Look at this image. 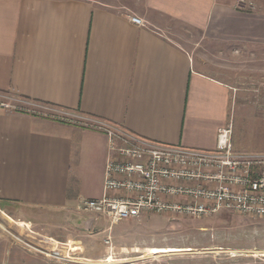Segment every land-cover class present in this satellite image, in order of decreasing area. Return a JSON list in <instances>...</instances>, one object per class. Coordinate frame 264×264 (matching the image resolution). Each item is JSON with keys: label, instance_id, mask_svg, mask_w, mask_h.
<instances>
[{"label": "crops", "instance_id": "crops-1", "mask_svg": "<svg viewBox=\"0 0 264 264\" xmlns=\"http://www.w3.org/2000/svg\"><path fill=\"white\" fill-rule=\"evenodd\" d=\"M228 7L215 0H145L142 16L98 0H0V100L13 96L45 107L34 113L0 102V204L61 214L60 229L88 240V251L99 241L107 251L105 217L74 211L79 201L103 194L107 139L87 124L212 153L218 131L231 126L234 152L264 154V117L242 115L235 132L229 116L235 88L204 73L162 23L184 22L218 42L264 45V12ZM71 215L94 218L91 230L79 236ZM90 253L100 260L97 250Z\"/></svg>", "mask_w": 264, "mask_h": 264}, {"label": "rangeland", "instance_id": "rangeland-1", "mask_svg": "<svg viewBox=\"0 0 264 264\" xmlns=\"http://www.w3.org/2000/svg\"><path fill=\"white\" fill-rule=\"evenodd\" d=\"M98 1L146 13L145 0ZM215 1L237 12H264V0ZM162 23L168 37L194 53L204 73L235 88L229 115L235 132L242 115L249 120L264 117V45L218 42L184 22L164 18ZM0 102L35 112L45 108L13 96ZM22 209L16 212L0 204L6 219L0 217V264H264V217L229 210L202 219L149 214L113 226L111 247L102 251V241L97 242L91 251L97 250L100 260H93L83 247L88 240L70 237L57 226L63 223L61 214L53 218V213L34 215ZM82 232L77 230L79 236Z\"/></svg>", "mask_w": 264, "mask_h": 264}, {"label": "built area", "instance_id": "built-area-1", "mask_svg": "<svg viewBox=\"0 0 264 264\" xmlns=\"http://www.w3.org/2000/svg\"><path fill=\"white\" fill-rule=\"evenodd\" d=\"M129 21L145 26L135 16ZM52 117L70 120L64 114ZM87 127L107 139L103 194L79 201L74 211L105 217L108 247L111 227L149 214L202 219L229 210L264 217V154L234 152L231 126L218 131L213 153L158 145L104 122Z\"/></svg>", "mask_w": 264, "mask_h": 264}, {"label": "water", "instance_id": "water-1", "mask_svg": "<svg viewBox=\"0 0 264 264\" xmlns=\"http://www.w3.org/2000/svg\"><path fill=\"white\" fill-rule=\"evenodd\" d=\"M71 217L75 218V220L72 221V224L75 228L79 230L82 229V231L91 230L94 223V218H80L77 215H71Z\"/></svg>", "mask_w": 264, "mask_h": 264}]
</instances>
